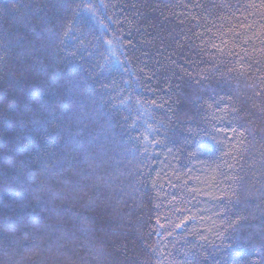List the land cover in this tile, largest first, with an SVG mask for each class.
I'll list each match as a JSON object with an SVG mask.
<instances>
[{"label": "trees", "instance_id": "16d2710c", "mask_svg": "<svg viewBox=\"0 0 264 264\" xmlns=\"http://www.w3.org/2000/svg\"><path fill=\"white\" fill-rule=\"evenodd\" d=\"M0 264H264V0H0Z\"/></svg>", "mask_w": 264, "mask_h": 264}]
</instances>
